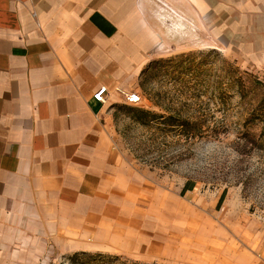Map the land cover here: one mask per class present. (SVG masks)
<instances>
[{
    "label": "crops",
    "instance_id": "1",
    "mask_svg": "<svg viewBox=\"0 0 264 264\" xmlns=\"http://www.w3.org/2000/svg\"><path fill=\"white\" fill-rule=\"evenodd\" d=\"M166 1L226 48L264 56V0ZM146 11V0H0V264L172 246L142 221L147 187L113 125L156 39Z\"/></svg>",
    "mask_w": 264,
    "mask_h": 264
},
{
    "label": "rangeland",
    "instance_id": "2",
    "mask_svg": "<svg viewBox=\"0 0 264 264\" xmlns=\"http://www.w3.org/2000/svg\"><path fill=\"white\" fill-rule=\"evenodd\" d=\"M146 3L145 21L156 39L130 87L143 101H121L113 125L119 147L147 187L142 221L151 235L170 237L172 246L88 251L128 263L264 264V111L246 121L261 107L264 56L219 44L166 0ZM132 107L161 117L145 126L132 117ZM167 116L194 119L202 131L190 137L181 127L160 123ZM187 182L194 188L182 194ZM74 253L41 264H85L74 261Z\"/></svg>",
    "mask_w": 264,
    "mask_h": 264
},
{
    "label": "trees",
    "instance_id": "3",
    "mask_svg": "<svg viewBox=\"0 0 264 264\" xmlns=\"http://www.w3.org/2000/svg\"><path fill=\"white\" fill-rule=\"evenodd\" d=\"M261 85L264 87V84L261 82ZM258 104L261 106L260 109L257 107L254 109V112L251 114V116L246 119V121L253 119L252 121H255V117H258L256 115L258 111H264V96L258 101ZM134 112V116H132L138 123L143 124L145 126L149 125L153 120L158 119L161 117V115H158L157 113L152 112L151 110H146L144 108L140 107H132L130 108ZM261 116L263 117L260 120L264 119V112H260ZM164 122L160 123H167L169 126L174 127H181L185 130V132L190 137H194L196 133H200L202 131V124H198V122L191 118H176V116H167L163 117ZM246 135L250 136L251 134L249 132H246ZM262 137L263 146L262 149L264 150V127L259 135ZM194 188L193 183L187 182L184 187L182 188L181 193L185 194L187 191L192 190ZM226 191L223 192L219 202L218 207L222 204L225 198ZM74 261H78L81 259V263L85 264H110L111 262L118 261L121 262V264H143L141 262L132 261H122L121 258L117 255L113 254H106L102 252H89V251H77L72 256ZM83 260V261H82Z\"/></svg>",
    "mask_w": 264,
    "mask_h": 264
},
{
    "label": "built area",
    "instance_id": "4",
    "mask_svg": "<svg viewBox=\"0 0 264 264\" xmlns=\"http://www.w3.org/2000/svg\"><path fill=\"white\" fill-rule=\"evenodd\" d=\"M123 95L124 103L139 104L143 101V95L138 90H119ZM108 93L107 87L102 86L94 93V98L98 101L105 102V95Z\"/></svg>",
    "mask_w": 264,
    "mask_h": 264
}]
</instances>
